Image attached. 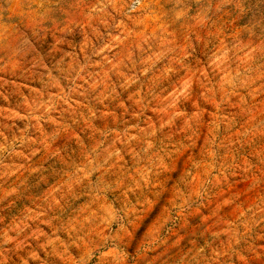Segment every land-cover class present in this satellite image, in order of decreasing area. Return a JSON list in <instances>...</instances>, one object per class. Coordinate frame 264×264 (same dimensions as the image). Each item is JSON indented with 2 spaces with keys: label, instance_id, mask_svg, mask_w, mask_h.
I'll return each mask as SVG.
<instances>
[{
  "label": "rangeland",
  "instance_id": "obj_1",
  "mask_svg": "<svg viewBox=\"0 0 264 264\" xmlns=\"http://www.w3.org/2000/svg\"><path fill=\"white\" fill-rule=\"evenodd\" d=\"M0 264H264V0H0Z\"/></svg>",
  "mask_w": 264,
  "mask_h": 264
},
{
  "label": "clouds",
  "instance_id": "obj_2",
  "mask_svg": "<svg viewBox=\"0 0 264 264\" xmlns=\"http://www.w3.org/2000/svg\"><path fill=\"white\" fill-rule=\"evenodd\" d=\"M41 6H43V5H41ZM32 40L35 43V42L40 40V36L32 37ZM172 163H174L180 167H187L191 163V160H189L187 156H184V157L177 156Z\"/></svg>",
  "mask_w": 264,
  "mask_h": 264
}]
</instances>
